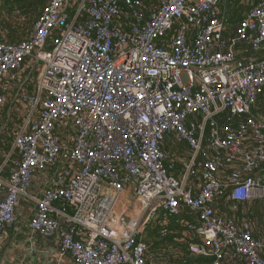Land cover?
Returning <instances> with one entry per match:
<instances>
[{
    "label": "built area",
    "instance_id": "built-area-1",
    "mask_svg": "<svg viewBox=\"0 0 264 264\" xmlns=\"http://www.w3.org/2000/svg\"><path fill=\"white\" fill-rule=\"evenodd\" d=\"M222 1L48 0L27 39H0V111L4 79L17 83L30 66L14 169L0 178V238L52 169L28 226L75 264H150L145 232L161 211L197 216L190 250L212 264L229 249L264 264V238L215 208L223 189L264 203V124L250 115L264 57H237L264 48V0H251L233 32ZM168 136L189 150L182 179ZM198 177L195 193L187 184Z\"/></svg>",
    "mask_w": 264,
    "mask_h": 264
},
{
    "label": "crops",
    "instance_id": "crops-1",
    "mask_svg": "<svg viewBox=\"0 0 264 264\" xmlns=\"http://www.w3.org/2000/svg\"><path fill=\"white\" fill-rule=\"evenodd\" d=\"M14 2H24L23 0H13ZM30 2H43L38 6V10L45 6L48 0H29ZM251 0H223L221 9L225 8L227 19L229 22V32H233L240 20L246 15L250 8ZM44 8V7H43ZM42 11V10H41ZM41 13V12H40ZM20 17V16H19ZM38 18V17H37ZM22 19V16L21 18ZM18 19L19 23L22 20ZM37 20V19H36ZM20 27V24L17 25ZM16 29V28H15ZM14 29V30H15ZM33 31V30H32ZM21 35V30L13 31V34H3L0 31V39L11 43H17L22 40L12 41ZM27 39V38H26ZM25 40V39H24ZM260 54V53H259ZM264 57V48L261 51ZM30 66L18 73L17 83H12L7 77L2 83L6 86L5 102L0 111V178L8 181L14 169L15 156L12 154L14 139L23 127L25 116L20 109H24L23 104L18 98L20 86L30 74ZM35 76V84L33 87L26 83V90L33 92L35 90L38 73ZM28 76V77H27ZM165 152L170 156L171 160L175 161L177 166L174 174L182 179L186 161L189 157V150L185 143H178L174 136H168L163 144ZM235 167H224L222 176L227 178ZM53 170L50 169L47 173L39 174L34 178L33 185L30 188L28 195L23 196L17 207L18 220L14 224L7 226L3 235L0 238V264H75L70 255L62 256L60 254L57 243L54 240H49L30 230L28 221L36 208V201L33 196L38 197L40 192L51 178ZM201 186L200 178L190 179L187 187L192 188L195 193L199 191ZM2 193L0 192V196ZM216 211L225 219H234L238 228H241L243 222H249L253 234L258 239L264 238V203L258 200H249L245 202H234L228 195L227 189L221 190L217 194ZM72 212V209L68 208ZM187 214L183 221L182 229H177L181 233V240H189V242L199 241L198 236L190 229V224L198 223L196 215ZM264 253V252H263ZM150 264H154L151 256H149ZM246 258L238 255L233 249H229L225 255L223 264H244Z\"/></svg>",
    "mask_w": 264,
    "mask_h": 264
},
{
    "label": "rangeland",
    "instance_id": "rangeland-1",
    "mask_svg": "<svg viewBox=\"0 0 264 264\" xmlns=\"http://www.w3.org/2000/svg\"><path fill=\"white\" fill-rule=\"evenodd\" d=\"M23 1L24 2H14L13 0H0V31L1 33L12 35L13 31H15L16 29L18 31L21 30V35L14 39H11L12 41L24 40L30 36L33 30L35 21L44 7L43 6L41 7L40 10H38V6L41 3H43V2H40L37 4L36 9L34 7L28 9L30 6H27L25 2H30V1L29 0H23ZM21 16H22V19H20ZM18 19L22 20V23H19ZM18 24H20V27L17 26ZM256 55L263 56L261 55V51L260 52L251 51L248 53L244 51H239L237 57L238 59H241L243 57H248V56L251 57V56H256ZM35 74L36 72L34 73V75ZM34 84H35V76H32V78H30V80L28 81V86L33 87ZM250 115L254 119L264 124V94L260 98L258 104L253 107ZM147 239H148V236L146 233L145 240ZM150 244L152 243L149 242V245ZM150 250H151L150 256L154 264H171V263L179 264L178 261L171 260V257H177L181 252L183 253L182 245L174 247L171 243L165 240H162V237L159 238V244L153 246V248L150 247Z\"/></svg>",
    "mask_w": 264,
    "mask_h": 264
},
{
    "label": "trees",
    "instance_id": "trees-1",
    "mask_svg": "<svg viewBox=\"0 0 264 264\" xmlns=\"http://www.w3.org/2000/svg\"><path fill=\"white\" fill-rule=\"evenodd\" d=\"M25 3L27 4V6H30L28 9L32 7L36 9L37 7V2ZM187 216V214H183L181 217H178L164 211L159 212L158 216L149 224L145 232V235L147 233L148 236V239L145 240L146 243H148V256H150L151 254L150 247L153 248V246L158 245L159 238L162 237V240L171 243L174 247H177L179 245H182L183 247V253L181 252V255L178 253L179 255L177 257H171V260L178 261L179 264H212V260L210 257H206L200 254L196 255L191 252V241L189 242V240H181L182 236L180 230L184 226L183 221H185V217ZM177 229H180V232L176 231ZM149 242H151L152 244L149 245Z\"/></svg>",
    "mask_w": 264,
    "mask_h": 264
}]
</instances>
